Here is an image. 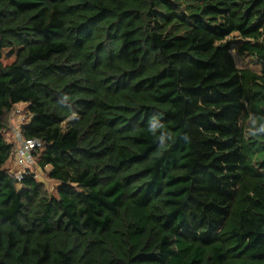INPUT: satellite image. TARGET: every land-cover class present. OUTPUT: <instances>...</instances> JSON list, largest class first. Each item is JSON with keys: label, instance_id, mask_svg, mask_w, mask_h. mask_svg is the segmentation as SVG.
I'll use <instances>...</instances> for the list:
<instances>
[{"label": "trees", "instance_id": "trees-1", "mask_svg": "<svg viewBox=\"0 0 264 264\" xmlns=\"http://www.w3.org/2000/svg\"><path fill=\"white\" fill-rule=\"evenodd\" d=\"M261 124L264 0H0V264H264Z\"/></svg>", "mask_w": 264, "mask_h": 264}, {"label": "rangeland", "instance_id": "rangeland-1", "mask_svg": "<svg viewBox=\"0 0 264 264\" xmlns=\"http://www.w3.org/2000/svg\"><path fill=\"white\" fill-rule=\"evenodd\" d=\"M231 41H234L232 47V53L235 58V61L237 63V66L239 68H252L254 70L259 71L261 64L257 60L256 57H252L250 54H241L237 50V41L240 39L237 35H232L230 37ZM14 113H19V116H14L13 114L10 115V121L8 125V129L4 130V137L6 140L10 143L17 144L18 138L15 136L16 134V128L21 124V121L26 119L29 120L31 118V115L28 111L27 104H19L14 107ZM25 121V120H24ZM16 140V141H15ZM13 162H16L19 170H12L8 169L10 173H13L15 175L25 172L26 170L30 171L31 174L35 175L36 172V180L41 183L46 190L49 191L50 194H53L54 196H57V189L59 186V183L51 178H49V170L50 167H47L45 169H42L39 167L36 157H34V162L31 164V167L27 165V162L23 158L19 159L17 157H12L11 159ZM35 171V172H34Z\"/></svg>", "mask_w": 264, "mask_h": 264}, {"label": "built area", "instance_id": "built-area-1", "mask_svg": "<svg viewBox=\"0 0 264 264\" xmlns=\"http://www.w3.org/2000/svg\"><path fill=\"white\" fill-rule=\"evenodd\" d=\"M14 116H19V113L12 112ZM25 120V121H24ZM21 121V124L16 128L15 136L18 138L17 144H15L13 150V156L19 159L23 158L27 165L31 167V164L34 162V157L38 150L43 147V142L40 139H28L24 138L21 134V127L26 123V119ZM16 141V140H15ZM35 172V171H34ZM30 174V171L26 170L23 173L17 174L16 177L18 180H22L24 175ZM36 176V172L35 175Z\"/></svg>", "mask_w": 264, "mask_h": 264}, {"label": "crops", "instance_id": "crops-1", "mask_svg": "<svg viewBox=\"0 0 264 264\" xmlns=\"http://www.w3.org/2000/svg\"><path fill=\"white\" fill-rule=\"evenodd\" d=\"M6 167H8V169L10 170V169H12V170H19V167H18V165H17V163L16 162H13L12 160H10L9 162H8V164L6 165Z\"/></svg>", "mask_w": 264, "mask_h": 264}, {"label": "clouds", "instance_id": "clouds-1", "mask_svg": "<svg viewBox=\"0 0 264 264\" xmlns=\"http://www.w3.org/2000/svg\"><path fill=\"white\" fill-rule=\"evenodd\" d=\"M258 131H260V132H264V124H261V125H260V128L258 129ZM252 134L255 135L254 132H252Z\"/></svg>", "mask_w": 264, "mask_h": 264}]
</instances>
